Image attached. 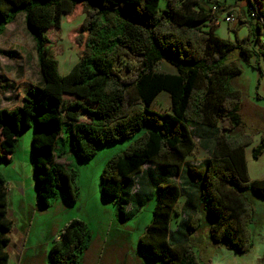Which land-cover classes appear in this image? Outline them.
I'll list each match as a JSON object with an SVG mask.
<instances>
[{
  "label": "trees",
  "instance_id": "1",
  "mask_svg": "<svg viewBox=\"0 0 264 264\" xmlns=\"http://www.w3.org/2000/svg\"><path fill=\"white\" fill-rule=\"evenodd\" d=\"M248 1L249 16L262 29L264 17L256 0ZM160 3L0 0V35L24 11L41 72L38 85L16 86L15 106L0 109V161H9L6 156L14 153L19 136L33 128L37 201L47 207L57 188L70 202L80 193L76 169L55 163L65 122L73 123L70 149L80 161L90 160L100 146L136 137L107 161L101 191L118 203L122 216L130 213L129 207L140 208L143 195L156 198L140 248L164 264H204L188 235L201 227L207 214L214 242L247 253L253 246V208L245 191L264 197V178L249 176L246 148L253 137L238 133L242 90L232 82L242 68L227 58L236 52L263 76L264 46L250 27L245 37H238L237 31L248 26L244 15L237 28L230 29L235 37L229 38L216 33L218 16L204 0H166L165 8ZM79 4L84 10L77 36L82 54L61 75L50 55L46 31L60 28L63 16L72 15ZM253 10L256 17L251 15ZM165 61L176 73L159 71ZM161 92L169 94L171 111L151 108ZM196 137L208 157L193 163L189 157L197 156ZM263 152L264 133L252 156L258 159ZM149 164L154 168H145ZM183 192L187 199L179 208ZM7 195V180L0 171V264H8L10 258ZM175 215L185 218L172 229ZM88 239L86 224L70 220L50 249L51 263L81 264Z\"/></svg>",
  "mask_w": 264,
  "mask_h": 264
},
{
  "label": "rangeland",
  "instance_id": "2",
  "mask_svg": "<svg viewBox=\"0 0 264 264\" xmlns=\"http://www.w3.org/2000/svg\"><path fill=\"white\" fill-rule=\"evenodd\" d=\"M214 1L216 0H204L209 5ZM235 1L228 0V5H235ZM160 7H166V0H161ZM229 8L238 18L239 11ZM226 13L228 10L219 14L218 18L223 20ZM83 18V6L79 4L72 15L63 16L60 28L46 31L50 55L57 61L61 75L68 73L81 57L83 45H78L77 36ZM232 27L233 23L223 20L221 28L216 33L223 37H228L226 35L231 33V38H234V32L229 29ZM238 32L239 30L237 35ZM227 59L236 60L242 68V72L233 77L232 82L242 90L240 110L242 126L238 133L251 134L253 137V143L246 148L249 175L251 179L263 178L264 152L258 159L253 158L252 152L254 146L260 143L261 134L264 133V82L260 79L264 75L260 76L259 70L248 64L247 59L236 52L231 53ZM255 59V57L251 59L252 64L255 63ZM261 63L264 70V61ZM118 66L127 74L124 67L120 64ZM159 71L176 73L177 70L165 61L159 67ZM40 76L35 41L26 25L25 12L21 11L6 25L5 31L0 35V109H10L16 105V98L19 96L16 88L18 84L38 85ZM261 82L262 88L258 85ZM171 107V98L167 92H161L151 105L152 109L161 112L171 111ZM72 124L70 121L63 124V138L57 142L56 153L60 156L64 152L65 162L61 163L76 169L78 173L80 193L75 202L68 201L57 188L56 195L50 198V204L41 207L37 201L35 169L34 174L30 169L34 187L27 189L26 177L19 176L20 179L14 183V179L18 178L16 170L22 174L26 172L21 161L10 162L5 159L0 161V171H9V174H13L9 178L11 180L4 176L7 185L9 181L13 183V193L8 192L7 197L16 221L13 239L7 246L11 255L10 264H53L50 260V249L66 223L73 219L83 221L89 231L90 239L86 242L87 248L81 257V264H164L161 260L147 255L139 245L140 237L152 221L156 198L149 194L143 195L142 206L129 207L126 212L130 213L122 216L118 203L106 199L101 191V174L107 161L116 153L125 150L136 137L100 146L94 157L88 161H80L71 150L74 139ZM32 130L33 128H30L24 134H32ZM195 141L198 145L197 156L189 157V161L198 163L208 157V152L199 146L198 137ZM145 168L153 169L154 165H145ZM176 180L179 178L176 177ZM245 194L253 208L250 222L253 246L247 253H241L225 243L214 242L209 232L211 219L205 214L201 227L188 235L194 252L202 263L264 264V197L250 189L246 190ZM186 199L187 194L183 192L179 208H182ZM184 218L173 216L172 229H175L177 222Z\"/></svg>",
  "mask_w": 264,
  "mask_h": 264
},
{
  "label": "crops",
  "instance_id": "3",
  "mask_svg": "<svg viewBox=\"0 0 264 264\" xmlns=\"http://www.w3.org/2000/svg\"><path fill=\"white\" fill-rule=\"evenodd\" d=\"M215 2H218V3L222 4L226 8V10H228L229 13H231L232 15H234V12H230V8L229 7H232L231 9H236V10L239 11L238 18L237 17H234L235 19L231 22V23H233V27L234 28L238 26V24L240 22V16L241 15H244V18L247 20L248 26H245V27H243V28H241L239 30L238 37L240 39L243 36H246L248 34L249 27H250L252 30L255 31V33L257 31L256 34L258 35V37H260V42L264 46V37H263L264 22L262 24V29L257 28L258 27V24H259V21L258 20H255V19L254 20L251 19L250 16H249V13L247 12V7L249 6V1L248 0H236L235 1V3H236L235 5L234 4L228 5V0H216ZM254 2L257 5L258 10L261 12V15H263V17H264V0H256ZM222 21L223 20H221L220 18H218V20L216 22V24H217L216 32H217V30L219 28H221ZM232 28H229V29L233 30ZM230 35H231V33L230 34L228 33L226 36H228L229 38H231ZM263 80H264V76L262 77V82H264ZM262 82H261V84H262ZM261 84H260V87L262 88L263 84L262 85ZM260 87H259V90H260ZM263 90H264V87H263ZM260 95H261V93H260ZM24 133L25 132H23L19 136V141H18V144H17V147H16L14 153L13 154H9L6 157H7V159L10 162L11 161L12 162L21 161V165L24 167L23 169H26V172L24 174H22V173H19V170H16L15 172L17 173L18 178H15L14 179V183L17 181V179H20L19 176H22L24 178L26 177V179H25V181H26V188L29 189L30 187H34L33 186L34 184L32 185V183H33L32 176H30V169H31V171H33L32 173L34 174V170H33L34 169L33 168L34 167L33 166V158H32V152H31V148H30L31 147V143H32V138H33V135H34V129L32 130V134H24ZM28 133H30V132H28ZM61 138H62V136H61ZM1 153L4 154L3 152H1ZM64 160H65L64 159V152H62V154L60 156L57 155V157L55 159V163H57L58 165L66 166V165H63L62 164L63 162H65ZM246 160H247V166H248L247 149H246ZM248 172H249V167H248ZM2 173L5 174L4 176L8 180H11L9 178L13 174H9V171H3ZM259 179H262V178H259ZM253 180H255V179H253ZM8 192L9 193H13V183H11L10 181H9V184L7 185V194H8ZM10 208H11V205H8V217H9V219L12 222L11 230L8 233V237H9V244L8 245H10V243H11V241L13 239V235H12L13 232H14L13 227H16L15 226L16 221L14 220V211L13 210H10ZM6 251L8 252V254L10 256L9 261H8V264H10L11 255H10V252H9V250L7 248H6Z\"/></svg>",
  "mask_w": 264,
  "mask_h": 264
},
{
  "label": "built area",
  "instance_id": "4",
  "mask_svg": "<svg viewBox=\"0 0 264 264\" xmlns=\"http://www.w3.org/2000/svg\"><path fill=\"white\" fill-rule=\"evenodd\" d=\"M211 7H212V11H213V13H215L217 16L219 15V14H221V13H224L225 11H226V8L222 5V4H220V3H218V2H213V4L211 5ZM226 16L223 18V20L224 21H226V22H228V23H230V22H232L235 18V16L234 15H232L231 13H229V11H228V13H226L225 14ZM253 17H256V15H257V11H252V14H251ZM220 18V17H219Z\"/></svg>",
  "mask_w": 264,
  "mask_h": 264
}]
</instances>
